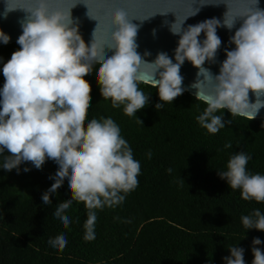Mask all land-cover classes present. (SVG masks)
<instances>
[{
  "label": "clouds",
  "instance_id": "1",
  "mask_svg": "<svg viewBox=\"0 0 264 264\" xmlns=\"http://www.w3.org/2000/svg\"><path fill=\"white\" fill-rule=\"evenodd\" d=\"M84 2L88 15L97 21L91 43L84 41L72 18L71 9L77 3L70 8H53L52 0H25L27 6L13 7V0H7L5 17L17 8L25 9L29 15L21 21L23 31L17 40L21 47L2 69L5 82L0 88V156H4V163L0 168L19 172L25 162H31L36 169H42L47 160L55 162L57 171L49 177L54 183L43 193L42 204L50 205L53 194L66 184L71 199L56 207L55 218L61 227L68 228L71 218L64 213L74 201L83 203L87 210L84 240L92 241L96 238V210L121 204L126 194L138 187L141 164L134 159L132 148L111 117L93 118L85 124L90 86L83 77L95 65L94 78L104 100H110L113 108L123 106L124 114L133 117L149 104V94L140 89L141 84L158 90L162 103L155 104L157 111L187 91L180 70L186 60L190 61L199 69L192 85L198 90L196 100L206 105L195 119L215 135L232 123L224 120L225 110L232 117L249 121L264 108V9L257 6L259 0H246L249 6L231 19L228 11L223 25L216 18L187 29L182 27L187 18L178 26L176 22L170 29L180 36L175 62L166 52L149 62L137 51L139 25L131 20L143 22L151 16L129 17L125 9L117 8L112 13L110 42L98 43L96 0ZM90 5L95 6L97 15H92ZM195 14L196 11L190 16ZM237 18H242L243 23L230 37L236 47L225 50L227 58L219 74L214 75L204 64L215 62L222 45L217 28L226 26L231 30ZM202 32L206 38L201 41ZM10 40L11 36L0 29V42L8 44ZM104 46L114 50L113 55L105 58ZM250 91L256 96L255 102L250 100ZM222 110L223 115L217 114ZM139 122L143 123L141 119ZM224 147L231 149L233 145L228 142ZM5 152L9 154L5 156ZM147 155L150 159L152 154ZM251 159L247 152H236L229 158L226 170H218V174L231 190H240L242 199L264 203V174L247 169ZM241 220L247 230H264V213L260 209ZM48 243L53 250L63 251L67 239L60 234ZM261 244L264 241L259 237L253 239L252 264H264V250L256 247ZM229 248L231 255L224 257L225 264H246L244 248Z\"/></svg>",
  "mask_w": 264,
  "mask_h": 264
},
{
  "label": "trees",
  "instance_id": "2",
  "mask_svg": "<svg viewBox=\"0 0 264 264\" xmlns=\"http://www.w3.org/2000/svg\"><path fill=\"white\" fill-rule=\"evenodd\" d=\"M20 47L0 46V88L3 66ZM95 69L83 77L90 86L85 124L100 117L118 124L141 164L139 185L121 204L96 210V238L85 241L83 203L74 201L64 213L71 218L68 228L55 218L56 207L71 199L66 184L50 205L42 204L54 183L49 177L57 171L55 162L47 160L42 169L25 162L19 172L0 168V264H225L231 246L244 248L245 262L252 264L253 239L264 241V230H247L241 217L255 209L264 213V203L242 199L218 170H226L231 155L244 151L252 156L247 169L264 174V118L248 121L225 110L224 120L232 123L209 134L195 119L206 107L202 101L185 91L157 111L158 90L147 84L139 87L149 94V104L129 117L123 106L113 108L104 100ZM228 142L231 149L224 147ZM25 167L31 171L24 172ZM60 234L67 245L55 251L48 241ZM256 247L264 250V244Z\"/></svg>",
  "mask_w": 264,
  "mask_h": 264
},
{
  "label": "water",
  "instance_id": "3",
  "mask_svg": "<svg viewBox=\"0 0 264 264\" xmlns=\"http://www.w3.org/2000/svg\"><path fill=\"white\" fill-rule=\"evenodd\" d=\"M79 0H52V6L70 8L72 4ZM98 6L100 25L97 28V42H110L112 29V13L117 8L125 9L129 17L138 16L141 19L149 17L141 22L139 19H132L131 22L139 25L137 34V51L141 56L151 62L154 61L160 52H166L175 62V49L178 46L180 39L179 35H174L171 32V25L177 22V26L184 20L183 28L187 29L189 25H196L207 19L216 18L221 21L225 19V14L228 13V18L237 13L243 12L249 5L246 0H96ZM13 7L27 6L25 0H13ZM260 9H264V0H259L257 5ZM92 8V15H97L95 6ZM7 8V0H0V29L11 36L8 44L0 42V46L17 43L19 36L22 34L21 21L26 19L29 13L23 8H17L8 12L5 17L4 13ZM198 10V11H197ZM196 11L195 15L190 16ZM89 8L84 0H80L72 9L71 14L76 25L79 27V32L86 43L92 42V33L96 27L97 21L88 15ZM155 14V15H154ZM154 15V16H152ZM243 23L242 18H237L235 26L229 30L226 26L217 28V35L221 38L222 45L217 52L215 62L206 61L204 67L209 69L214 75H218L223 61L227 58L226 49L233 50L236 45L230 43V37L235 34V31ZM75 26V25H74ZM155 30V35L153 31ZM205 34L202 32L199 39L202 41ZM106 54L105 58L113 55L114 50L107 46L102 48ZM150 53V55H145ZM199 69L190 61H185L181 66V75L183 79V87L196 97V88L192 85L197 80ZM203 79V77H200ZM250 100L255 102L256 96L250 91ZM264 99V97H261ZM256 118H264V108H262Z\"/></svg>",
  "mask_w": 264,
  "mask_h": 264
}]
</instances>
